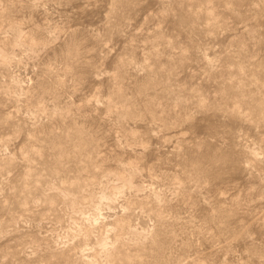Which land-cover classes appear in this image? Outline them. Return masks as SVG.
<instances>
[{"label":"rangeland","instance_id":"rangeland-1","mask_svg":"<svg viewBox=\"0 0 264 264\" xmlns=\"http://www.w3.org/2000/svg\"><path fill=\"white\" fill-rule=\"evenodd\" d=\"M0 264H264V0H0Z\"/></svg>","mask_w":264,"mask_h":264}]
</instances>
